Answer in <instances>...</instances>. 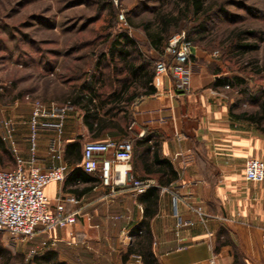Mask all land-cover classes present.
<instances>
[{"label": "crops", "instance_id": "obj_1", "mask_svg": "<svg viewBox=\"0 0 264 264\" xmlns=\"http://www.w3.org/2000/svg\"><path fill=\"white\" fill-rule=\"evenodd\" d=\"M200 57L203 55L192 49L194 71L186 89H177L169 75L153 77L154 92L137 96L128 105L129 123L123 132L106 129L94 135L82 121L83 111L75 106L66 111L60 132L39 129L36 164L42 170L60 163L68 167L63 181L45 186L48 207L55 211L58 198L75 197L77 202L65 201L64 209L67 214L75 212L76 221L62 228L37 231V251L32 250V256L53 249L57 259L64 262L68 257L62 255L63 251H69L70 264L132 263L133 256L138 254H130L125 260L123 256L132 243V229L143 219L144 205L138 201V195L145 190L135 193L130 185H119L111 191L102 184L99 170L86 173L90 181L73 173L75 168H81L85 142L126 138L134 146L128 174L135 179L151 180L150 186L160 187L156 212L148 220L151 248L159 264H232L230 245L215 250L220 229L230 235L247 264H264V180L254 183L244 177L248 158L264 162V118H260L264 85H248L247 94H241L239 87L214 86L215 79L223 74H216V69ZM260 90L262 95L255 98L252 93L260 94ZM123 113L119 112L118 117ZM30 115L31 109L0 115V138L14 159L9 169L15 166L16 156L23 160L31 157L27 139ZM250 115L257 120L250 119ZM6 121L12 123L10 133ZM145 134L150 136L146 145L151 148L145 155L146 161L141 155L143 145H135ZM5 135L7 139H3ZM53 138L61 150L60 159L48 150ZM76 139L81 142V156L78 161L69 162L64 158V146ZM112 155L113 149L103 154L105 158ZM154 155L171 163L177 174L175 180L158 183V174L153 171L157 167ZM174 197L181 217L192 222L181 228L178 235ZM197 206L202 208L203 219L193 210ZM126 234L129 238L123 244Z\"/></svg>", "mask_w": 264, "mask_h": 264}, {"label": "rangeland", "instance_id": "obj_2", "mask_svg": "<svg viewBox=\"0 0 264 264\" xmlns=\"http://www.w3.org/2000/svg\"><path fill=\"white\" fill-rule=\"evenodd\" d=\"M201 1L203 12L179 15L184 0H0V115L26 113L32 101L68 104L73 91L98 73L97 59L117 34L128 35L154 64L164 50L149 46L143 26L156 29L164 15L181 16L168 38L192 35L199 60L242 77L251 88L264 85V0ZM199 25L205 30L194 33ZM238 44L257 48L241 52ZM35 237L0 234V264H34ZM63 253L70 264L69 251Z\"/></svg>", "mask_w": 264, "mask_h": 264}, {"label": "built area", "instance_id": "obj_3", "mask_svg": "<svg viewBox=\"0 0 264 264\" xmlns=\"http://www.w3.org/2000/svg\"><path fill=\"white\" fill-rule=\"evenodd\" d=\"M119 18L124 19L123 13L119 14ZM191 57L192 43L185 32L171 35L164 48L163 58L154 63V79L161 75H169L177 89H186L189 77L194 71ZM69 107V103L45 105L40 101L31 102L30 133L27 137L31 157L23 160L16 156L13 168H0V232L24 239L32 238L39 230L48 231L75 223L76 213H65L64 202L76 203L77 199L73 196L58 198L55 211H51L44 192L46 185L64 180L68 172L67 165L60 163L42 170L36 164L38 157L35 154L39 129L52 128L60 132ZM50 118L52 120H49ZM5 124L10 133L13 130L12 123L6 121ZM3 139H7V136H3ZM11 149L16 152L12 144ZM109 149H113V155L111 158H105L103 154ZM48 150L53 157L57 159L62 157L54 138L51 139ZM132 150V142L126 138L118 141H87L82 150L81 168L86 173L99 170L102 184L110 187L111 191L119 185H130L135 193H140L150 186L152 181L135 179L128 174ZM244 177L250 182H262L264 162L254 157L248 158L244 164ZM176 202L177 197H174L173 216L176 219L175 233L178 235L181 228L191 225L192 222L181 217L176 209ZM193 210L200 219L205 217L200 206L193 207ZM126 238H129L127 234L122 242ZM141 263L140 255H134L133 264Z\"/></svg>", "mask_w": 264, "mask_h": 264}, {"label": "trees", "instance_id": "obj_4", "mask_svg": "<svg viewBox=\"0 0 264 264\" xmlns=\"http://www.w3.org/2000/svg\"><path fill=\"white\" fill-rule=\"evenodd\" d=\"M184 2L185 5L180 9L179 15L203 12L201 0H184ZM180 19L181 16L177 15L160 16L158 27L154 30H150L148 23H144L143 30L148 38L149 46L156 52L162 53L170 31L177 27ZM204 30L205 27L199 25L197 30H194V33ZM192 38V35H188L193 47L194 40ZM236 46L241 52L257 48L254 44H238ZM96 66H101L96 68L98 73H93L85 79L70 95L68 103L70 106L78 107L83 111L82 121L94 135L106 129L123 132V127L129 123L128 105L130 102L137 96L149 94L155 90L152 85L154 64L140 55L134 41L128 35L117 34L108 48L99 55ZM219 72H221L220 69H216L215 73L218 74ZM225 85L239 87L241 94H247L249 91L246 81L236 75H220L214 81V86ZM255 90L258 91L257 89ZM256 91L255 94H252L255 98H259V95H262V91L260 90V94ZM260 109L262 113L260 118L262 119L264 118V101L260 102ZM121 111L124 113L121 117H118V113ZM249 118L254 119L255 117L250 115ZM255 119L257 120V118ZM149 139L150 136L145 134L135 143V145H143L141 155L144 156V160L147 151L151 149L146 145ZM80 149L81 142L79 139L66 143L64 146V158L69 162L78 161L81 156ZM13 162V157L8 153L0 138V166H12ZM153 163L157 166L153 171L158 174L157 181L160 185L168 184L176 179V171L166 158H159L154 155ZM144 166L150 170L145 163ZM73 173L78 174L81 180H92L80 167L75 168ZM159 188V185L149 186L138 195V201L144 205L143 219L131 231L133 240L126 248L123 260L130 254H138L141 257L142 264H159L151 248L152 238L148 225L149 218L155 214L157 209ZM224 245L231 246L232 264H247L230 235L220 229L216 235L215 250ZM1 256L3 257V255ZM30 260L34 264H67L57 259V252L53 249L33 254Z\"/></svg>", "mask_w": 264, "mask_h": 264}]
</instances>
